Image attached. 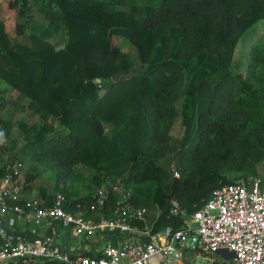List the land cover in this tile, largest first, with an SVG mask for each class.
Instances as JSON below:
<instances>
[{
  "label": "trees",
  "instance_id": "1",
  "mask_svg": "<svg viewBox=\"0 0 264 264\" xmlns=\"http://www.w3.org/2000/svg\"><path fill=\"white\" fill-rule=\"evenodd\" d=\"M0 1V112L11 89L30 101L27 109L36 116L32 123L0 118L6 139L0 161L7 156L0 174L27 157L50 170L66 209L86 218L116 209L112 196L92 210L93 189L123 184L134 206L157 209L154 221L147 214V223H135L153 234L182 229L218 188L254 178L264 183V44L252 45L245 73L234 64L244 35L264 20V0ZM32 4L46 25L29 13ZM26 34L31 44L22 41ZM54 35L63 47L51 41ZM124 41L141 62L133 75ZM180 116L184 135L175 140ZM16 126L21 151L13 143ZM32 179L24 194H32L26 184ZM54 193L42 187L36 198L45 207ZM173 199L186 217L171 214ZM2 230L0 224V242ZM110 237L117 246L141 238ZM17 264L65 263L28 258Z\"/></svg>",
  "mask_w": 264,
  "mask_h": 264
},
{
  "label": "built area",
  "instance_id": "2",
  "mask_svg": "<svg viewBox=\"0 0 264 264\" xmlns=\"http://www.w3.org/2000/svg\"><path fill=\"white\" fill-rule=\"evenodd\" d=\"M20 166L22 163L8 165L6 172L0 174V224L3 227L0 264H17L28 258L65 264H190L187 251L197 256L222 254L227 259L224 264H264V183L261 178L216 189L202 209L186 218L182 229L153 234L147 225L143 229L135 225L136 222L146 223L148 210L134 206L132 191L123 184H106L95 195L92 210L103 209L112 196H117L113 215L86 218L66 209L67 197L62 192L54 193L53 203L45 207L38 198L24 194ZM21 201L27 206L18 204ZM171 204L172 215L186 217L177 199ZM56 225L74 238L94 240L101 236L103 249L94 256L82 251L68 252L49 234ZM129 233L141 238L118 246L106 239L111 234Z\"/></svg>",
  "mask_w": 264,
  "mask_h": 264
},
{
  "label": "rangeland",
  "instance_id": "3",
  "mask_svg": "<svg viewBox=\"0 0 264 264\" xmlns=\"http://www.w3.org/2000/svg\"><path fill=\"white\" fill-rule=\"evenodd\" d=\"M32 2V0H31ZM3 5L2 1H0V14L3 13ZM31 15L35 17V19L46 25L47 21L44 19V17L37 11V9L34 7L32 4L30 7V12ZM60 36L59 35H54L51 38V41L55 44L60 42ZM22 41L26 44H31V40L29 38V35L26 34L25 36L22 37ZM258 41H261L264 44V20L255 25L252 29H250L242 38L240 41L236 56H235V61L234 64L236 66V69L238 72H246L247 71V66H248V61L250 59V52L252 45ZM124 45H126L130 49V54H131V60L133 63L135 71H133L131 74H136L137 69H140L141 67V62L138 57V52L135 49L134 46L129 44L127 41H124ZM58 47H63L64 43L61 41L59 44H57ZM6 101L8 102L6 104V108L3 112H0V118L1 117H6L7 119H11L14 122H27V123H32L36 120V116L33 114L31 110H28L27 107L29 105V100L23 101L18 98V94L11 89H8L7 94L5 95ZM2 104V95H0V105ZM179 111L181 110L182 107V101L177 103ZM25 108V109H24ZM184 135V126L182 123V117L180 116L172 129V136L174 137L175 140H181ZM22 130L19 127H15L13 130V143L16 145L19 151H21V147L23 146V141H22ZM197 141L195 139L192 140L191 147L195 148V144ZM7 161V156L4 157L3 161H0L1 164H5ZM22 163L21 171L23 174L24 178V183L27 181L28 177H32L33 179L29 181L27 186L31 185L32 186V194L31 196H38L39 191L42 187L47 188L51 193L55 192V187H56V182L52 178L50 170H46L42 167H38L30 162V160L25 157ZM84 175L86 177L90 176V171L86 169L84 166H81L80 168ZM259 172L260 174L264 177V162L259 164ZM31 193V192H30ZM94 195L97 193L96 189H93ZM87 193H84V195ZM157 209L152 208L148 211V217L150 218L151 221H154V218H156L157 215ZM187 256V261L190 264H213V259L214 262L219 263V264H224L227 262V259L222 255V254H213V255H199L195 252H186ZM197 256V257H196ZM226 256V255H225Z\"/></svg>",
  "mask_w": 264,
  "mask_h": 264
},
{
  "label": "crops",
  "instance_id": "4",
  "mask_svg": "<svg viewBox=\"0 0 264 264\" xmlns=\"http://www.w3.org/2000/svg\"><path fill=\"white\" fill-rule=\"evenodd\" d=\"M19 225H21V222ZM148 228L150 227L148 226ZM49 234L55 238L58 245L70 253L82 251L83 253L98 255L104 245V240H102L101 236L94 240L74 238L70 232H67L60 225H56L54 229H50ZM106 239H111L113 241L111 237Z\"/></svg>",
  "mask_w": 264,
  "mask_h": 264
},
{
  "label": "clouds",
  "instance_id": "5",
  "mask_svg": "<svg viewBox=\"0 0 264 264\" xmlns=\"http://www.w3.org/2000/svg\"><path fill=\"white\" fill-rule=\"evenodd\" d=\"M6 143L5 134L3 131H0V144Z\"/></svg>",
  "mask_w": 264,
  "mask_h": 264
}]
</instances>
